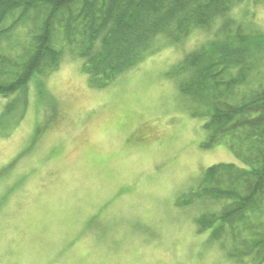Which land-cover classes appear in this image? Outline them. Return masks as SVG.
<instances>
[{
  "label": "rangeland",
  "instance_id": "1",
  "mask_svg": "<svg viewBox=\"0 0 264 264\" xmlns=\"http://www.w3.org/2000/svg\"><path fill=\"white\" fill-rule=\"evenodd\" d=\"M232 16L264 33V2ZM204 38L162 40L103 87L70 57L32 78L22 119L2 121L0 264H252L228 257L197 230V209L179 204L207 166L241 165L225 144L204 146V117L174 79Z\"/></svg>",
  "mask_w": 264,
  "mask_h": 264
},
{
  "label": "trees",
  "instance_id": "2",
  "mask_svg": "<svg viewBox=\"0 0 264 264\" xmlns=\"http://www.w3.org/2000/svg\"><path fill=\"white\" fill-rule=\"evenodd\" d=\"M244 1L0 0V97L9 98L0 135L6 120L22 119L32 78L51 74L66 57L79 60L98 88L162 40L183 44L203 33L175 65L174 79L204 117V146L225 144L241 165L207 166L179 204L197 209V230L209 229L228 257L264 264V33L233 18Z\"/></svg>",
  "mask_w": 264,
  "mask_h": 264
}]
</instances>
